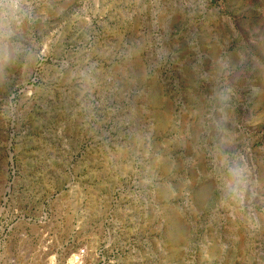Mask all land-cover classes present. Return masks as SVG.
<instances>
[{"label":"rangeland","instance_id":"1","mask_svg":"<svg viewBox=\"0 0 264 264\" xmlns=\"http://www.w3.org/2000/svg\"><path fill=\"white\" fill-rule=\"evenodd\" d=\"M14 15L0 264H264V0H22ZM225 155L247 167L243 205L219 190Z\"/></svg>","mask_w":264,"mask_h":264},{"label":"clouds","instance_id":"2","mask_svg":"<svg viewBox=\"0 0 264 264\" xmlns=\"http://www.w3.org/2000/svg\"><path fill=\"white\" fill-rule=\"evenodd\" d=\"M13 10V15L8 16L3 11L5 0H0V66L9 62L12 58L10 50L5 46L4 41L13 34L12 20L15 18V12L20 10L22 0H8ZM222 101L227 99L224 94L220 95ZM224 171L221 172L219 190L225 201H231L234 204L243 205L245 195L248 190V172L246 165L240 163H229L227 155L221 161Z\"/></svg>","mask_w":264,"mask_h":264},{"label":"water","instance_id":"3","mask_svg":"<svg viewBox=\"0 0 264 264\" xmlns=\"http://www.w3.org/2000/svg\"><path fill=\"white\" fill-rule=\"evenodd\" d=\"M31 75V74H30ZM9 155H10V158H11V161H12V154L9 152Z\"/></svg>","mask_w":264,"mask_h":264}]
</instances>
